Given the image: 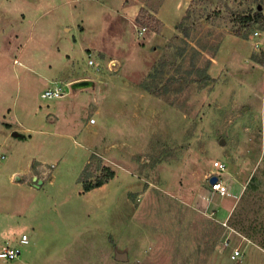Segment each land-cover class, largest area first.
Listing matches in <instances>:
<instances>
[{
    "label": "rangeland",
    "instance_id": "rangeland-1",
    "mask_svg": "<svg viewBox=\"0 0 264 264\" xmlns=\"http://www.w3.org/2000/svg\"><path fill=\"white\" fill-rule=\"evenodd\" d=\"M67 2L0 0V249L22 251L0 264H238L225 227L215 240L224 221L208 180L215 161L227 164V184L246 186L233 213L247 233L231 235L245 247L241 264H264V28L237 33L238 17L264 13V0H77L76 15ZM142 9L160 32L139 35ZM184 16L189 37L178 29ZM98 17L112 21L97 38L116 58L90 51V66L80 43L96 39ZM83 18L94 22L85 32ZM61 42L67 59L49 62ZM193 62L217 85L193 82ZM78 76L88 85L67 83ZM55 86L67 95L41 98ZM103 166L116 177L84 192L85 168L93 181Z\"/></svg>",
    "mask_w": 264,
    "mask_h": 264
},
{
    "label": "crops",
    "instance_id": "crops-1",
    "mask_svg": "<svg viewBox=\"0 0 264 264\" xmlns=\"http://www.w3.org/2000/svg\"><path fill=\"white\" fill-rule=\"evenodd\" d=\"M44 1H46V0H44ZM98 1L99 0H89V3H91V5L93 6V4L98 3ZM40 2H43V1H40ZM76 2H77V0H68V2H67L68 4H70L72 6L74 15H76V13L78 12L76 4H75ZM124 2H125V0H124ZM136 6H137L136 3H124L123 4V8H124L125 11H123V12H129L130 13V12L134 11V15H136V12H135L136 10H134V9H136ZM88 9L89 8H85L84 11H86ZM123 17H125V16L120 13V15L115 17V19L113 20V23L115 25H117L118 27L120 26L121 36L123 35V32H125V30H126L125 29L126 27H124V26H126L125 23H127L126 22L127 20H125V18H123ZM107 19H109L111 21V19L108 18V17H104V18L103 17H100V18L98 17L97 18V22L101 23V25H102L101 28L102 29L100 31H95L94 33L89 35L92 38L95 37L96 39L90 40L91 38H86V40H88V41L83 40V42H81L80 44L83 46V47H81V49H86L89 52L90 51H92V52L95 51L98 54L97 56H99V55H100V57L104 56V58L107 59V61H108V60H113L116 57L112 54L111 51H108L109 47H110L109 44H107L106 42L105 43L101 42V40L99 38H97V36L101 35L103 32L109 31L108 30L109 26L105 27L106 24H110L111 28L113 27V25L111 23L112 21L110 22ZM82 20L84 21V24H83L84 25V30H83V32H85L86 31V27H88L90 24H92L94 22L92 20L91 21L90 20L85 21L84 18ZM66 29H67V27H66ZM113 33L115 34L116 32H113ZM121 36L118 33V38L121 37ZM64 41L65 40H63L62 42H64ZM62 42H61L60 45H55L53 48H51L48 51L47 55H48V61L49 62H50V60L57 59L58 57L67 59L68 50H71V45L69 44L70 47H68V43L67 42H66L65 45L62 44ZM118 50H120V48ZM92 52H90V53H92ZM46 66L47 67H51L50 63H47ZM80 79H84L83 76L75 77V79H71L70 81H67V83L74 85V83L77 82ZM12 132H13V134H17L13 130H12ZM16 136H18V135H16ZM19 172H22V171H15L13 174H17ZM52 175L55 176V172H53ZM45 178L46 177H44V176L42 177L41 176L40 178H34V181L36 180L37 184L39 185L40 184L39 181L41 179L44 180ZM228 184H229L230 194L229 195H225V196H222V195L218 194V195H220L219 201H217L218 203H215L216 204L215 207H216V209L218 211L217 213L221 212L220 214L222 216V220H224V221H226L227 219L230 218L231 214L236 209V206H237V204H238V202H239V200H240L241 196L243 195V193L245 191V188H246V186L244 187L243 184L235 181L234 179H232V180L230 179L228 181ZM209 185H210V183H209ZM104 186H102V187H104ZM102 187H100V188H102ZM210 189H211V185H210ZM215 194H217V193H215ZM225 197H231L232 200L231 199L229 200V198H228L227 202H225V200H224ZM233 199H235V201H233ZM5 246H9V245H5ZM5 246H3V247H5ZM254 246L258 247L259 245L257 243H254Z\"/></svg>",
    "mask_w": 264,
    "mask_h": 264
},
{
    "label": "trees",
    "instance_id": "trees-1",
    "mask_svg": "<svg viewBox=\"0 0 264 264\" xmlns=\"http://www.w3.org/2000/svg\"><path fill=\"white\" fill-rule=\"evenodd\" d=\"M238 19H239V23H241V27L238 28V30H237L238 34H241V31L244 29L243 27H249V26H251L253 24L260 25V26H262L264 28V13H263V11L260 8H258L252 14H248L246 16L238 17ZM137 20L141 24L146 25V27L148 26L153 31L160 32V30H161V25H162L161 20H159L155 16L154 17H147V14L145 13L144 9H142L140 11V14H139V17H138ZM186 20H187V16H184V18L182 19V21L178 25V29L184 34L185 37H189L190 36V31L188 29H186V27H185V21ZM184 50L181 53H183ZM194 52L198 53V51L196 49H194ZM196 65H197V63L193 62L191 64V69L188 71V73L190 75L193 72L198 74V78H195L193 80V82L205 83V84H209V85H212V86L217 85L218 79L213 78L209 74L208 65H205L202 68H197ZM157 66L158 65L156 63V65H154V68L149 72L148 77H147L148 81L150 80V82L152 84H154L157 81V77H158ZM159 73H162V71L159 72ZM144 87L146 88V90H150L152 93L157 92V90L152 89L151 88L152 86H148L147 84H145ZM87 169L88 168H85V170L83 172V175L81 177V182L83 184L84 192H90V191H93L94 189L100 188V187L106 185L107 183H109L112 179H114L116 177L115 170H113L112 168H110L108 166H103L101 168V170H100V173L99 174H95L94 180L93 181H90V180L88 181V180H86L84 178V176L87 173ZM239 217H240L239 211L236 212V213H233L231 215V217L228 219V222L230 223L229 226L231 228H233L235 231H240V232H246L247 233V231H246L247 229L243 227L242 222L240 221ZM210 224H212V222H210ZM208 226H209L208 229L204 233V237H206V238L209 236V229H211L210 227H213V225H208ZM215 228H216V231H217V234L215 235V240H216V238H220L222 236L225 228H224V226L222 224H218V223L215 224Z\"/></svg>",
    "mask_w": 264,
    "mask_h": 264
},
{
    "label": "built area",
    "instance_id": "built-area-1",
    "mask_svg": "<svg viewBox=\"0 0 264 264\" xmlns=\"http://www.w3.org/2000/svg\"><path fill=\"white\" fill-rule=\"evenodd\" d=\"M147 27H142L139 30V35H144ZM255 36H260V33L258 31L254 32ZM88 64L90 66H96V62L93 58L92 53L88 54ZM65 95H67L65 88L63 86H55L54 88H49L43 91L41 94V98L44 100H55L59 98H63ZM91 123H95V119L92 118L90 120ZM6 159V155L4 153H0V162L2 160ZM227 172V164L222 161H215L213 163V170L211 174L208 177L209 183L210 179L213 177L217 178V182L215 184H211V189L214 193L220 194L222 196L229 195V185L224 181V176ZM222 225L226 228V236L224 235L223 239V245L226 248H231L229 258L232 262L241 264L244 254H245V247L243 246V243L238 245H232L231 242V235L237 233L233 228L227 224V220L222 222ZM29 241L27 235H23L20 242L21 245L27 244ZM22 254V251L20 249V246H5L0 249V258L7 259V260H15L20 257Z\"/></svg>",
    "mask_w": 264,
    "mask_h": 264
},
{
    "label": "water",
    "instance_id": "water-1",
    "mask_svg": "<svg viewBox=\"0 0 264 264\" xmlns=\"http://www.w3.org/2000/svg\"><path fill=\"white\" fill-rule=\"evenodd\" d=\"M79 85L80 86H84V85L87 86L88 82L87 81H82V82H80V84H74L73 87L74 86H79ZM216 182H217V178L216 177H213V178L210 179V183L211 184H215Z\"/></svg>",
    "mask_w": 264,
    "mask_h": 264
}]
</instances>
